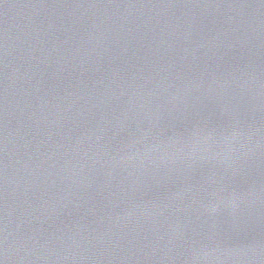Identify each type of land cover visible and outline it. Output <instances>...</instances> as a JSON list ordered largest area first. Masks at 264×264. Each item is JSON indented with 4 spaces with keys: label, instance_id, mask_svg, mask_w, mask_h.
Returning a JSON list of instances; mask_svg holds the SVG:
<instances>
[{
    "label": "water",
    "instance_id": "1",
    "mask_svg": "<svg viewBox=\"0 0 264 264\" xmlns=\"http://www.w3.org/2000/svg\"><path fill=\"white\" fill-rule=\"evenodd\" d=\"M0 264H264V0H0Z\"/></svg>",
    "mask_w": 264,
    "mask_h": 264
}]
</instances>
